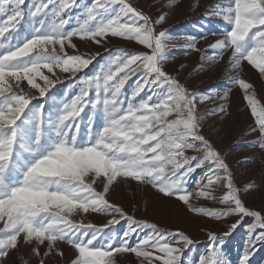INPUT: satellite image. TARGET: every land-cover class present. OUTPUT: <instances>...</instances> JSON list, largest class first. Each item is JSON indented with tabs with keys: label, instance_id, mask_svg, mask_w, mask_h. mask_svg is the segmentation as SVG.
Listing matches in <instances>:
<instances>
[{
	"label": "snow or ice",
	"instance_id": "snow-or-ice-1",
	"mask_svg": "<svg viewBox=\"0 0 264 264\" xmlns=\"http://www.w3.org/2000/svg\"><path fill=\"white\" fill-rule=\"evenodd\" d=\"M76 8L82 11L73 15ZM214 14L230 27L208 45V59L230 52V79L244 93L255 117L254 146L264 153V105L241 76L246 62L264 77V0H223ZM165 21L166 14L149 15L132 0H0V264L14 253L20 264H48L64 258L62 243L72 249L68 264H121L124 254L139 264H186L182 257L195 243L189 235L136 219L108 199L120 178L176 197L197 215L237 217L225 236L252 218L239 264H249L264 242V208L246 204L226 157L202 134L203 95L165 67L168 30H158ZM21 22L29 26L23 38ZM109 36L139 47L120 48L98 73L82 74L100 53H81L75 40L104 46ZM185 47L201 51L194 39ZM62 75L78 80L79 92L52 110L47 101ZM86 108L93 115L82 134ZM193 198L221 206H197ZM92 213L110 218L87 222ZM121 220L128 226L116 235ZM207 237L199 264H230L215 244L221 237Z\"/></svg>",
	"mask_w": 264,
	"mask_h": 264
},
{
	"label": "rangeland",
	"instance_id": "rangeland-1",
	"mask_svg": "<svg viewBox=\"0 0 264 264\" xmlns=\"http://www.w3.org/2000/svg\"><path fill=\"white\" fill-rule=\"evenodd\" d=\"M82 2L90 4L92 0H82ZM132 3L149 15L166 14V21L158 28V30H168L166 69L173 75H178L191 90L203 95L204 98L197 105L202 120V134L226 157L234 181L242 189L246 204L256 210L264 208V153L254 146L257 137L250 133V129L255 126V117L244 99L243 91L230 79L235 74L230 70L231 65L228 62L230 52L225 53L223 58L208 59L214 55L208 45L220 38L223 31L230 27L222 17L214 14V9L222 4L223 0H132ZM169 4L171 7L167 6ZM81 11L76 8L72 14L77 15ZM28 34L29 26L21 22L18 35L23 38ZM190 39L195 40L196 48L201 51L197 52L185 47ZM75 43L81 53H100L93 64L82 73L87 76L98 73L110 56L117 54L116 50L120 48L136 50L139 47L134 41L111 36L107 38L104 46L82 42L79 39H76ZM106 48L110 51H106ZM241 76L253 84L257 99L264 105V77L246 62L242 66ZM61 80L62 83L55 86L47 101V104L52 106V110L60 104V101L70 99L79 92L78 80L65 79L63 75ZM225 93H227L226 97ZM93 99H95L94 94ZM44 102L43 99L40 100V103ZM85 113L86 115L82 113L84 115L81 124L82 134L87 131L88 116L93 115L90 108H86ZM94 120L96 123L100 122L99 114L95 115ZM194 154L192 151L188 152V155ZM201 174L202 171L198 169L193 175L189 182L190 190L196 191L195 181ZM222 194L217 190L216 195ZM108 199L123 207L136 219L147 220L169 231L179 229L189 235L195 243L182 257L186 264H199V257L206 254L207 231H214L218 237H221L215 242L221 258L229 261L230 264H239L251 235L247 225L252 223V218H245L235 230L225 236L224 233L229 231L237 217L225 216L212 219L194 214L188 211L183 202L176 197H165L151 185L134 180L120 178V182L111 189ZM192 202L197 206H221L204 198L199 200L193 198ZM108 218L110 217L105 213H92L85 217L87 222L97 225L105 223ZM127 226V222L121 220L119 225L114 226V234H122ZM142 235L143 233H138L131 243L135 245ZM61 247L65 252L64 258L53 257L48 260V264H68L72 257V249L63 243ZM25 258L29 257L25 256ZM119 259L121 264H139L134 254H124ZM6 264H20L17 255L14 253ZM32 264H35V260H32ZM249 264H264V242L256 244L249 256Z\"/></svg>",
	"mask_w": 264,
	"mask_h": 264
}]
</instances>
